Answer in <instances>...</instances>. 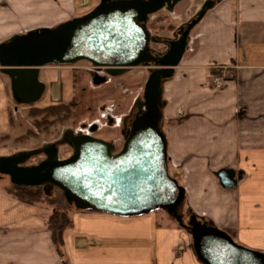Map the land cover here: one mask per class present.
Segmentation results:
<instances>
[{
  "label": "crops",
  "instance_id": "1",
  "mask_svg": "<svg viewBox=\"0 0 264 264\" xmlns=\"http://www.w3.org/2000/svg\"><path fill=\"white\" fill-rule=\"evenodd\" d=\"M93 2L100 0H0V44L6 18L23 19L16 23L19 30L29 23L52 28L83 14ZM192 2L202 5L166 40L164 52L206 10L166 83L164 113L175 121L167 130L170 166L191 214L226 231L239 245L264 252V0H176L165 7L183 16ZM218 65L232 68L234 75L215 87L209 78ZM94 74L78 64L42 66L35 85L20 81L18 95L0 65V141L17 130L12 109L20 105L74 102L77 124L99 119L107 109L126 118L139 97L134 98L135 90L142 91L134 90L133 81L143 74L127 70L99 84ZM73 131L66 132V142ZM117 131L105 127L95 137L113 142ZM221 169L235 171V186L222 185ZM67 211L73 224L63 232L60 254L47 223L51 206L22 202L0 185V264H205L188 229L162 223L156 211L138 216Z\"/></svg>",
  "mask_w": 264,
  "mask_h": 264
},
{
  "label": "water",
  "instance_id": "2",
  "mask_svg": "<svg viewBox=\"0 0 264 264\" xmlns=\"http://www.w3.org/2000/svg\"><path fill=\"white\" fill-rule=\"evenodd\" d=\"M175 1L103 0L82 16L1 43L0 65L18 95L22 79L35 85L38 68L51 64L88 61L111 76L143 63L156 68L150 69L142 108L134 115L120 151L113 152L111 141L71 132L68 142L73 153L69 157L60 159L55 145L15 153L0 157V172L17 186L56 187L77 209L118 216L163 209L188 229L197 256L205 264H264V252L239 245L226 231L194 214L186 223L181 214L185 189L168 170L167 137L161 126L162 84L173 76L189 33L206 10L180 30L178 40L169 41L167 53L153 55L146 20ZM105 80L99 75L94 78L97 84ZM42 152L46 158L38 165H20ZM217 176L224 187L236 185L232 169H221Z\"/></svg>",
  "mask_w": 264,
  "mask_h": 264
},
{
  "label": "rangeland",
  "instance_id": "3",
  "mask_svg": "<svg viewBox=\"0 0 264 264\" xmlns=\"http://www.w3.org/2000/svg\"><path fill=\"white\" fill-rule=\"evenodd\" d=\"M102 1L103 0H100V2ZM95 4H97V2H93L89 7H87L84 10L85 13L83 12V14H77L73 18L82 16L92 11L98 5ZM58 5L62 6V4H58ZM201 5L202 4L200 2H192L191 7H188L186 11L187 12L186 15L183 16L179 15L177 12L175 13V10L173 9L171 10L167 7H164L159 11L149 15V17L146 20V25L151 35V40H150L151 53L156 56L164 54V52L167 50L166 40L172 39L175 36L176 32L178 31V28L182 25H185L187 21L191 18L190 16L192 15V12L197 11L201 7ZM17 21H24V20L23 19L17 20L16 18H6L5 20L6 37L4 42L9 41L10 39L16 36L28 34L32 31L51 28V27L36 28L37 27L36 25L34 27V24L29 23V25H27L26 27L23 26L22 29L19 30L20 28L16 24ZM55 21L56 20L53 21V25L56 24ZM11 31L12 33H9ZM75 64L84 65L85 67H88L91 70L95 69L94 66L88 61H80ZM152 68H156L153 63H143L139 66L128 69V71L132 70L133 73L143 74V77L140 76L138 80L133 81L134 90L136 87L137 88L142 87V91L139 88H138L139 90L138 89L137 91L135 90L134 98L138 94L139 97L135 102V104L133 105L132 111L127 116V120L124 119L123 121L124 129H126L127 126L130 127V123L134 115L141 108L140 106L143 103V91L146 84L145 82L150 74V69ZM212 72L213 69L211 68V73ZM230 73L232 74V77L230 79H232L234 75V73L232 72V68H230ZM108 78L109 81L111 82L114 81V78H112L111 76H108ZM168 80L169 79L164 80L162 84V103H163L162 115L163 116H162L161 126L166 137H167L168 128L171 125H173V123L175 122L174 119L167 118L164 113V107L166 105L167 96H168L167 89L165 88ZM209 84L211 86L219 87V85L213 83L212 77L209 78ZM44 108L34 107V105H20L19 106L20 110L13 112L12 109V113L14 114L13 121L16 123L17 130H15L14 135L4 136V138H2V140L0 141V146H1L0 153H4V155L5 154L13 155L15 153L27 152L30 150L42 148L52 143L54 144L56 143V146L58 147V154L60 159L67 158L73 153V147L64 140V137L69 129L73 128L74 131L76 132V128H78L82 124V123L77 124V122L74 121L75 104H74V108L69 109V111L67 112L69 116L66 114L67 110L65 109L56 110V111L51 110L49 112L46 111ZM65 116H67L68 118ZM119 117L122 116L119 115ZM99 131L100 130H97V132L94 135H97ZM117 136H118L116 139L117 148L113 152L120 151L124 144L125 136L121 133V129H118ZM45 158H46V154L42 152L40 154H35L31 156L20 165L21 166L38 165ZM168 170L170 175L173 176L169 159H168ZM0 185L7 189H13L15 186H17L14 183H12L9 175L4 174L2 172H0ZM30 189L41 190V200L44 201L43 203L50 205L53 211L55 210V208L59 209L61 212L66 211L68 208L71 209L75 208L74 204H71L70 202L67 201L62 190L56 187L50 188L47 185H42L39 188L30 187ZM51 202L53 203L51 204ZM156 212L158 213V217L162 223L165 224L173 223L175 225L179 224L178 221L173 216H171L167 211L161 209V210H156ZM181 214L183 215L184 222L188 223L190 219L191 211L186 199L184 200V204L181 209Z\"/></svg>",
  "mask_w": 264,
  "mask_h": 264
},
{
  "label": "trees",
  "instance_id": "4",
  "mask_svg": "<svg viewBox=\"0 0 264 264\" xmlns=\"http://www.w3.org/2000/svg\"><path fill=\"white\" fill-rule=\"evenodd\" d=\"M74 104H75L74 102H71L68 104H55V105L45 107L44 109L49 112L51 110L56 111V110L65 109L67 110L66 114L69 116L67 112L69 111V109L74 108ZM33 188H39V187H33ZM4 189L6 190V192L12 194L13 196H15L18 200L22 202H26L30 204L44 202L43 200H41V190L39 189L33 190V189H30V187H25V186H15L13 189H7V188H4ZM52 203L53 202H51V204ZM68 209H71V208H68ZM67 210L61 212L59 209L55 208V210L49 215L48 220H47L48 228L51 232L53 242L60 254L62 253V246H63V232L66 228L72 226L73 224V221L71 217L69 216V212Z\"/></svg>",
  "mask_w": 264,
  "mask_h": 264
},
{
  "label": "built area",
  "instance_id": "5",
  "mask_svg": "<svg viewBox=\"0 0 264 264\" xmlns=\"http://www.w3.org/2000/svg\"><path fill=\"white\" fill-rule=\"evenodd\" d=\"M213 72L211 77L213 83L216 85H222L223 83L230 80L232 74L230 73V68L225 66H214L212 67ZM109 79V78H108ZM123 117H119L118 114L114 113L113 109H107L103 111L102 117L93 121L84 122L78 128H76L77 134H85L93 136L96 130L103 129L107 126L119 127L122 125Z\"/></svg>",
  "mask_w": 264,
  "mask_h": 264
},
{
  "label": "flooded vegetation",
  "instance_id": "6",
  "mask_svg": "<svg viewBox=\"0 0 264 264\" xmlns=\"http://www.w3.org/2000/svg\"><path fill=\"white\" fill-rule=\"evenodd\" d=\"M94 68H95L94 70L92 69V71L95 73L94 77H98V75H99V76H104L105 78H107V76L109 75V74H107V72L103 68H97L95 66H94ZM140 107L142 108V105ZM124 119L127 120V117L123 118V121H124ZM123 121H122V125H120L119 127H116V128L121 129V133L125 136L128 133V130H129L130 127L127 126L126 129H124ZM109 127H114V126H109ZM96 132H97V130L95 131V133ZM124 142H125V139H124ZM113 143H114V151H115L116 148H117V141L115 140V141H113Z\"/></svg>",
  "mask_w": 264,
  "mask_h": 264
}]
</instances>
